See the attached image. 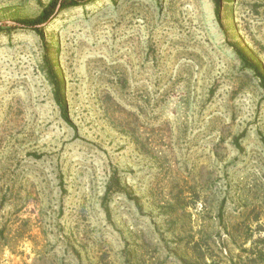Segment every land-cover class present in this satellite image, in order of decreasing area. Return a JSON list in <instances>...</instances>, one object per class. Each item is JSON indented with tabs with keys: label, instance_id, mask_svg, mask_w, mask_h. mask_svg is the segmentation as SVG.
<instances>
[{
	"label": "rangeland",
	"instance_id": "rangeland-1",
	"mask_svg": "<svg viewBox=\"0 0 264 264\" xmlns=\"http://www.w3.org/2000/svg\"><path fill=\"white\" fill-rule=\"evenodd\" d=\"M50 1L0 0V264H264V0Z\"/></svg>",
	"mask_w": 264,
	"mask_h": 264
},
{
	"label": "trees",
	"instance_id": "trees-1",
	"mask_svg": "<svg viewBox=\"0 0 264 264\" xmlns=\"http://www.w3.org/2000/svg\"><path fill=\"white\" fill-rule=\"evenodd\" d=\"M217 6V14L219 15L220 0H215ZM80 3L73 0H51L49 4L43 9L39 17L35 19H20L16 22L25 29H30L36 32L41 38H44V33L42 27L43 23L52 19L57 13L61 12L72 6H78ZM1 30V29H0ZM242 62L247 68L253 71L254 75L260 81L262 87L264 88V70L260 65L251 63L242 52L237 53ZM47 79L53 89V97L55 104L57 105L61 118L68 124L70 127L75 129V125L71 120L69 103L66 97V83L61 80L58 76V73L55 71L53 65L47 67Z\"/></svg>",
	"mask_w": 264,
	"mask_h": 264
}]
</instances>
